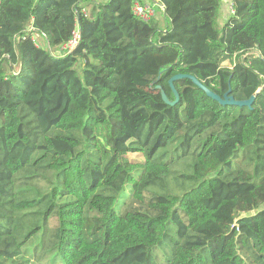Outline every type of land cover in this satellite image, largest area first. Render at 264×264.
Masks as SVG:
<instances>
[{"label":"trees","instance_id":"trees-1","mask_svg":"<svg viewBox=\"0 0 264 264\" xmlns=\"http://www.w3.org/2000/svg\"><path fill=\"white\" fill-rule=\"evenodd\" d=\"M230 1L0 0V264H264V0Z\"/></svg>","mask_w":264,"mask_h":264},{"label":"built area","instance_id":"built-area-1","mask_svg":"<svg viewBox=\"0 0 264 264\" xmlns=\"http://www.w3.org/2000/svg\"><path fill=\"white\" fill-rule=\"evenodd\" d=\"M156 2H153L154 4H141L140 2H135L134 7H133V11L134 14L140 18L141 20H143L144 22H149L150 20H152L155 15H156V11L155 8L159 7L162 11H164V6L160 4L159 0H155ZM230 9H231V14L234 13V8L232 3L230 4ZM84 12L86 13L87 11L84 10ZM34 41H37L36 38H33ZM81 41V32L80 29L77 28L74 32H73V37L72 39H70L66 44H64L61 48H60V53L61 55H66L68 53H71L73 50H75Z\"/></svg>","mask_w":264,"mask_h":264},{"label":"water","instance_id":"water-1","mask_svg":"<svg viewBox=\"0 0 264 264\" xmlns=\"http://www.w3.org/2000/svg\"><path fill=\"white\" fill-rule=\"evenodd\" d=\"M182 78H189L191 79L200 89H202L203 91L206 92V94L218 101L221 105L226 106V105H233V106H238V107H252L255 99H256V95L251 97L249 100L246 101H238L236 100L233 96L230 95H225L224 98H221L220 96L216 95L214 92H212L211 90H209L202 82H200L196 77L191 76V75H179L176 76L172 79L171 84L173 83V81L177 80V79H182Z\"/></svg>","mask_w":264,"mask_h":264},{"label":"rangeland","instance_id":"rangeland-1","mask_svg":"<svg viewBox=\"0 0 264 264\" xmlns=\"http://www.w3.org/2000/svg\"><path fill=\"white\" fill-rule=\"evenodd\" d=\"M230 4H231L230 0H224V2H223L222 18L220 19V26L221 27L224 25V23L226 22V20L229 18L230 14H231ZM89 9H87V10H89ZM159 15L160 14L157 15L158 20H159L157 22L162 25V24H164L163 17L161 18L162 15H160V16ZM226 64H228V63H226ZM128 157L130 160H132L134 162H142L143 161V156L141 154H129ZM187 163H189V162H187ZM179 168H180V170H182L184 172H186L188 170V168L185 165L179 166ZM174 187L176 188L175 185H174ZM176 192L180 193L179 189H176ZM58 259H60V258L58 257ZM57 264H61L60 261H58Z\"/></svg>","mask_w":264,"mask_h":264},{"label":"crops","instance_id":"crops-1","mask_svg":"<svg viewBox=\"0 0 264 264\" xmlns=\"http://www.w3.org/2000/svg\"><path fill=\"white\" fill-rule=\"evenodd\" d=\"M154 2H156V1L154 0Z\"/></svg>","mask_w":264,"mask_h":264}]
</instances>
